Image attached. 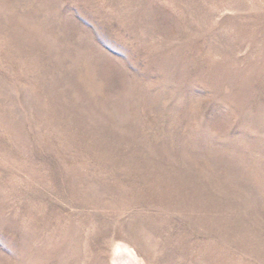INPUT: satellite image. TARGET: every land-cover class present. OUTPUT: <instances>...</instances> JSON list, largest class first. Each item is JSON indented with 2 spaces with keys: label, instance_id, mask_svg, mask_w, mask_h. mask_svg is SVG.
Instances as JSON below:
<instances>
[{
  "label": "rangeland",
  "instance_id": "rangeland-1",
  "mask_svg": "<svg viewBox=\"0 0 264 264\" xmlns=\"http://www.w3.org/2000/svg\"><path fill=\"white\" fill-rule=\"evenodd\" d=\"M0 264H264V0H0Z\"/></svg>",
  "mask_w": 264,
  "mask_h": 264
}]
</instances>
